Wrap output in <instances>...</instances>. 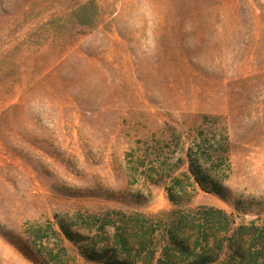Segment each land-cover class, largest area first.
<instances>
[{
	"label": "rangeland",
	"instance_id": "rangeland-1",
	"mask_svg": "<svg viewBox=\"0 0 264 264\" xmlns=\"http://www.w3.org/2000/svg\"><path fill=\"white\" fill-rule=\"evenodd\" d=\"M195 156L225 200L169 199ZM199 207L264 225V0H0V264H54L78 213Z\"/></svg>",
	"mask_w": 264,
	"mask_h": 264
},
{
	"label": "trees",
	"instance_id": "trees-1",
	"mask_svg": "<svg viewBox=\"0 0 264 264\" xmlns=\"http://www.w3.org/2000/svg\"><path fill=\"white\" fill-rule=\"evenodd\" d=\"M199 160L195 156L189 173L173 178L167 188L173 203L187 198L190 188L226 199L220 165L204 158L211 168L203 169ZM234 223L215 207L180 210L170 222L139 212L78 213L71 221H59V232L48 228L60 244L58 253L51 250L48 258L54 264H72L67 241L91 264H264V225L251 221L233 228ZM33 237L42 244L48 236L37 229Z\"/></svg>",
	"mask_w": 264,
	"mask_h": 264
}]
</instances>
